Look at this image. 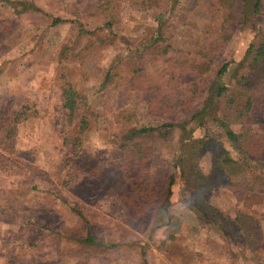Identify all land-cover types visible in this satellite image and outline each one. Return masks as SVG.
Returning a JSON list of instances; mask_svg holds the SVG:
<instances>
[{"label": "rangeland", "instance_id": "374dc122", "mask_svg": "<svg viewBox=\"0 0 264 264\" xmlns=\"http://www.w3.org/2000/svg\"><path fill=\"white\" fill-rule=\"evenodd\" d=\"M33 1L49 15L14 16L0 3V264H264V172L258 169L254 178L220 127L210 122L197 134L211 139L216 153L228 152L222 163L231 186H219L204 196L225 217L244 213L254 218L255 223L245 229L242 225L237 236L221 234L190 209L186 201L192 190H181V198H172L174 225L152 230L154 215L134 214L122 202L120 194L127 184L117 161L107 153L113 147L111 135L139 125H160L174 115L165 107H150L152 90L127 97L116 86L131 69L118 59L124 48L119 39L136 44L161 21L163 29L173 33V49L198 47L223 21L227 4L178 0L166 14L167 0H117L120 4L108 10L97 9L107 0ZM75 9L79 12L72 14ZM108 12L114 15L115 38L100 28ZM56 16L79 18L93 33L70 21L50 25ZM257 20L264 28V0ZM231 23L234 29L221 56L241 60L253 30L237 19ZM114 59L120 62L118 72L104 82ZM135 62L145 66L151 78L170 71L168 62L150 52ZM188 71L183 70V77L194 79L196 72ZM66 83L88 103L72 122L66 121L63 109ZM179 89L168 103L180 106ZM259 89L264 97V80ZM87 109V126L79 132ZM20 111L23 115L15 122ZM230 125L236 131L241 128L236 121ZM178 141L176 133L154 144L153 175L172 173ZM102 159L103 175L89 177L82 163ZM260 161L264 165V156ZM200 166L210 170L209 154ZM248 234L258 243L248 245Z\"/></svg>", "mask_w": 264, "mask_h": 264}, {"label": "trees", "instance_id": "16d2710c", "mask_svg": "<svg viewBox=\"0 0 264 264\" xmlns=\"http://www.w3.org/2000/svg\"><path fill=\"white\" fill-rule=\"evenodd\" d=\"M220 2L227 4L223 21L210 31L208 37L198 47L194 46L187 50L173 49V33L163 29L161 21L149 35L144 36L136 44L119 39L120 45L124 48L120 50L118 59L120 58V62H128L131 69L124 73L122 81L116 86L125 91L127 97L131 96V93L152 90L154 94L152 100L151 98L149 100L150 107L162 106L168 109L166 113L171 115L172 112L174 113L173 117L163 124L139 125L120 135H111L113 147L107 152L117 161V168L127 184L126 191L120 194L122 202L130 207L134 214L141 212L145 216L154 215L152 230L164 225L170 227L174 225L171 203L175 196L181 198V190H192V198L186 201L190 204V209L194 210L200 219L211 223L221 234L237 236L243 226L245 229V225L255 223L254 218L249 214L238 213L235 219L223 216L204 196L207 191L219 186H231L222 163L228 152L223 150V153H216V144L206 135L197 134V130H205L207 123L211 122L223 130L226 138L242 155L245 165L252 171L254 178L257 177L258 169L264 172V165L260 161L264 156V97L259 89L261 81L264 80V28L257 20L262 14L263 0H236L235 4L229 0ZM0 3L10 9L14 16L26 12L49 15L33 0H0ZM177 3L178 0H167L164 12L170 14ZM113 4L119 5L120 2L107 0L97 9L104 6L102 10H108ZM72 12L76 14L79 10L75 9ZM165 13L162 12L158 16V21ZM90 14L96 13L92 11ZM113 18L114 15L108 12L100 28L106 31L108 37L115 38L117 34L114 31ZM235 19L241 23V26H250L253 30L241 60L221 56L234 29L231 21ZM69 21L77 23L79 30L93 33L92 30L84 29L79 18L56 16L50 25ZM146 52L168 62L170 71L159 73V76L157 73L155 78H151L148 72H145V66L135 62ZM118 59L117 62L115 59L112 61L104 82L111 81L113 75L117 74L120 65ZM183 70L186 73L192 70L196 72V76L187 80L183 77ZM226 76L228 78L224 82L223 78ZM165 77V81L161 82ZM180 84L186 85L179 89ZM154 86L156 88H153ZM162 86L164 89H161ZM178 89L182 96L180 106L168 103L169 97L176 94ZM62 97L65 119L72 122L81 109H86L87 100L70 83L64 85ZM87 111L88 109L81 116L79 132L87 126ZM20 115H23L22 111L15 114V122ZM230 121L238 122L241 126L240 130H234ZM176 133L179 141L172 159V173L166 176L153 175L150 172V162L154 144L172 138ZM66 142L67 139L64 138L63 143ZM208 154L211 156V168L205 172L200 166V160ZM104 161L106 160L102 159L93 164L82 163V165L87 168L89 177L98 178L103 175L106 165ZM63 200L69 203L65 198ZM69 204V209L73 211L74 207ZM235 223L241 226H236ZM228 225L231 226L232 233ZM249 236L248 234L246 238L244 237L248 245L253 246L254 243H258V239H253V243Z\"/></svg>", "mask_w": 264, "mask_h": 264}]
</instances>
